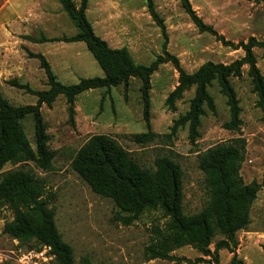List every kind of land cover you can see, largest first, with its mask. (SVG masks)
I'll return each instance as SVG.
<instances>
[{
	"label": "rangeland",
	"instance_id": "obj_1",
	"mask_svg": "<svg viewBox=\"0 0 264 264\" xmlns=\"http://www.w3.org/2000/svg\"><path fill=\"white\" fill-rule=\"evenodd\" d=\"M78 5L80 0H74ZM204 22L210 24L226 39L246 41L249 36L264 40V1L259 0H190ZM156 11L164 20L168 35L167 50L176 55L187 72L195 71L206 61L230 63L241 57V49L222 45L211 34L199 32L184 12L178 0H153ZM12 24L20 33L12 32L8 43L0 42V92L13 105L34 104L36 96L8 84L9 79L27 83L32 89H46L47 79L39 60L28 56L24 47L42 53L57 79L65 84L80 78L101 76L102 70L83 42L33 43L24 35L48 38L71 36L77 32L73 20L63 11L58 0H11ZM86 15L97 35L113 48L126 47L137 63L148 64L161 53L163 37L146 8V0H88ZM22 26V27H21ZM24 26V27H23ZM20 27V28H19ZM14 29V28H13ZM22 41V42H21ZM257 66L264 76V51L255 47ZM8 65L6 70L3 65ZM248 67H242L240 77H231L241 107L240 131L227 130L223 123L229 119L226 97L214 82L209 88L214 98L216 113L201 117L199 136L189 140L184 126L170 138L173 120L185 113L193 89L176 101L175 110L165 104L168 93L176 86L178 72L171 62L162 63L151 75L150 126L158 134L151 142L139 143L133 135L147 131L143 119L140 80L129 79L126 86L118 85L85 91L76 97L74 115L70 120L63 95L51 106L41 105L43 121L49 135L48 148L54 155L52 166L43 170L32 161L7 163L0 173L15 168L31 169L45 183L44 198L54 211L55 224L62 239L73 249L75 264H264V120L256 106ZM22 124L34 148V126L31 115ZM93 134H108L142 166L153 168L158 156L177 161L183 171V211L194 214L209 199L204 173L198 166V155L207 148L236 136L246 140V150L240 174L243 182L260 184L250 210V222L237 232L238 245L234 251L220 248L215 255L202 256L191 245L175 248L174 258L148 259V247L168 218L160 210H145L138 219L126 225L121 220L125 213L105 197L94 193L71 168L75 152ZM13 219L12 211L0 204V264L6 260L20 264L13 253L16 240L3 233L4 222ZM221 238L216 235L211 251ZM21 243V242H19ZM22 247H37L34 240L21 243ZM235 253V262L232 256ZM203 257L204 261H198ZM217 258V261L214 260Z\"/></svg>",
	"mask_w": 264,
	"mask_h": 264
},
{
	"label": "trees",
	"instance_id": "obj_2",
	"mask_svg": "<svg viewBox=\"0 0 264 264\" xmlns=\"http://www.w3.org/2000/svg\"><path fill=\"white\" fill-rule=\"evenodd\" d=\"M58 1L75 23L77 32L71 36L48 38L41 34L37 37L24 35V38L36 43L83 42L101 68L102 75L83 77L72 84L62 83L42 53H33L24 47L28 56L39 60L48 87L36 90L15 78L9 79L8 84L36 96L34 104L26 105H13L0 92V170L7 163L27 161H32L43 170L51 168L54 153L48 148L49 135L41 113L43 103L51 106L57 96L63 95L72 120L74 102L79 94L91 89H109L121 84L126 86L132 77L141 82L142 112L147 125V131L134 134L133 139L139 143L153 141L158 134L150 126V79L165 62H171L178 72L177 84L165 99L168 109L175 110L176 101L193 89L188 110L173 120L170 132L165 135L167 138L174 136L179 128L187 126L189 140L195 142L199 136L201 117L207 111L216 113L214 98L209 92L214 82L226 97L229 109V119L223 123V127L239 132L242 125L241 107L230 78L240 77L243 66L248 67L252 91L257 96L255 104L264 120V76L257 66L253 51L255 47L264 51V40L254 36L237 42L226 39L203 21L190 0H178L199 32H207L222 45L243 51L241 57L230 63L206 61L195 71L187 72L178 57L167 50L168 35L164 20L156 11L153 0H146L147 11L160 28L163 43L160 54L148 64H141L134 61L128 48L110 47L106 40L95 33L86 15L88 0H80L78 5L74 0ZM27 115H31L33 120L34 148L22 124ZM245 150V138L236 136L218 142L198 155V166L204 173L209 199L194 214H185L183 211V171L180 164L168 156L156 157L154 167L148 168L139 164L112 136L93 134L75 152L71 168L94 193L110 199L125 213L121 217L124 224L132 223L145 210H160L168 218L165 230L158 233L147 249L148 259H172L174 257L170 252L184 245L193 246L202 256H211L220 248L234 251L238 245L237 232L250 222L251 206L260 184L254 180L248 184L243 182L240 169ZM44 192L45 183L31 169L20 167L0 173V204L8 207L13 214L12 220L4 222L2 231L21 243L34 240L39 245L50 246L59 264H75L73 249L62 239L55 224L54 211L43 197ZM216 235L221 238L211 251L210 244ZM197 260L206 259L198 257ZM214 260L217 261V258L214 257ZM232 261L235 262V253ZM3 264L11 263L6 260Z\"/></svg>",
	"mask_w": 264,
	"mask_h": 264
},
{
	"label": "built area",
	"instance_id": "obj_3",
	"mask_svg": "<svg viewBox=\"0 0 264 264\" xmlns=\"http://www.w3.org/2000/svg\"><path fill=\"white\" fill-rule=\"evenodd\" d=\"M14 240L17 245L13 253L20 264H59L50 246L44 244L37 247H22L17 239Z\"/></svg>",
	"mask_w": 264,
	"mask_h": 264
},
{
	"label": "crops",
	"instance_id": "obj_4",
	"mask_svg": "<svg viewBox=\"0 0 264 264\" xmlns=\"http://www.w3.org/2000/svg\"><path fill=\"white\" fill-rule=\"evenodd\" d=\"M12 3L11 0H0V42L8 43L12 37V32L20 33L17 25L12 24ZM22 27V26H21ZM24 27V26H23ZM14 28V29H13ZM20 28V27H19ZM22 42V41H21ZM31 42V41H30ZM36 43V42H33ZM2 58L0 57V60ZM6 59L3 61L5 62ZM0 61V62H3ZM8 65H3L1 70H6Z\"/></svg>",
	"mask_w": 264,
	"mask_h": 264
}]
</instances>
